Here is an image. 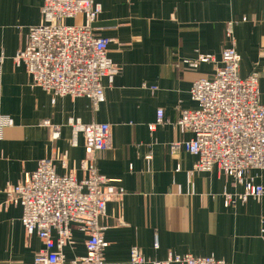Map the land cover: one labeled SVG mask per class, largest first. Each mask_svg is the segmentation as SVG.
Here are the masks:
<instances>
[{"label":"crops","instance_id":"1","mask_svg":"<svg viewBox=\"0 0 264 264\" xmlns=\"http://www.w3.org/2000/svg\"><path fill=\"white\" fill-rule=\"evenodd\" d=\"M97 1L102 13L96 25L113 40L109 56L119 72L113 84L105 82V100L95 106L86 97L53 102L50 93L32 85L13 58L25 47L29 26L40 22L42 0H0V55L6 57L0 68V114L13 119L0 144V264H34L44 248L39 236L26 233L22 208L8 200L7 189L25 181L45 157L55 159L61 174L85 175L84 139L80 135L72 144L69 118L111 125L110 145L94 161L99 173L125 192L108 203L100 221L106 226L105 264H129L133 247L150 260L176 253L264 264V196L237 199L244 188L233 177L217 169L193 172L195 156L170 150L171 144L192 138L176 124L179 111L197 107L191 85L212 77L216 67L210 62L193 69L182 61L199 54L220 60L229 46L228 23L239 73H258L264 102V0ZM160 109L165 120L150 130ZM46 121L61 127L58 139H52ZM251 173L264 186V171ZM227 194L234 199L229 204ZM87 239L73 228L60 264L84 256Z\"/></svg>","mask_w":264,"mask_h":264},{"label":"built area","instance_id":"2","mask_svg":"<svg viewBox=\"0 0 264 264\" xmlns=\"http://www.w3.org/2000/svg\"><path fill=\"white\" fill-rule=\"evenodd\" d=\"M102 13L97 0H42L41 19L29 26L25 47L14 56L17 66H23L32 80L52 96L86 97L95 106L104 102L107 81L113 84L119 66L109 56L112 39L101 35L96 25ZM80 19L68 24L67 20ZM226 37L229 46L221 59L212 54H199L182 63L197 69L200 64H216L212 77L196 79L190 88L194 109H180L177 125L190 131L191 139L170 145L172 154L181 149L196 157L193 172L217 169L233 177L243 186L239 199H260L264 186L256 183L253 170L264 171V102L261 99L259 76L247 77L239 73L240 56L232 23H228ZM6 60L0 55V68ZM163 110L157 111L154 130L163 123ZM13 119L0 114V144L4 124ZM51 126L54 139L60 137V126ZM72 144L82 135L87 156L81 166L82 178L72 172L57 171L53 157L40 160L37 168L23 182L7 189L8 200L22 208L21 222L27 234H36L44 248L36 255L34 264H60L62 249L69 242L73 228L88 235L86 254L71 264H105L106 226L100 221L107 215L108 203L124 195V189L99 173L94 156L107 149L111 141V125L85 123L69 118ZM62 164L66 160L62 159ZM56 233V237L53 233ZM158 242H155V248ZM230 264L214 256L169 253L164 260H150L138 247L130 252L129 264Z\"/></svg>","mask_w":264,"mask_h":264},{"label":"rangeland","instance_id":"3","mask_svg":"<svg viewBox=\"0 0 264 264\" xmlns=\"http://www.w3.org/2000/svg\"><path fill=\"white\" fill-rule=\"evenodd\" d=\"M68 24H71V23H80V19H75L74 21L73 20H67L66 21ZM5 126L3 127V140H4V133H5V129L6 128H8V127H11V126H13V122H12V124H4ZM53 133H54V131H52V133H51V137H52V139L53 140H56V139H54V137H53ZM2 140V141H3ZM1 141V142H2ZM45 158H50V157H45ZM44 159V158H43ZM42 160V159H41ZM83 161V160H82ZM39 162H40V160L38 161V164H39ZM82 163V162H81ZM32 173V172H31ZM74 174V173H73ZM76 175V174H75ZM77 176V175H76ZM28 177H29V175H28ZM240 195V194H239ZM239 195H237V199H239ZM227 196V204H229L230 202H232V201H234V199H232V198H230L229 197V194H227L226 195ZM242 200V199H241ZM157 239V238H156ZM157 242H158V240H157ZM158 247H159V244H158ZM157 247V248H158ZM173 254H176V253H173ZM181 255H183V254H181ZM192 255V254H191ZM129 259H130V257H129ZM226 261V260H225ZM228 262V261H227ZM229 263V262H228Z\"/></svg>","mask_w":264,"mask_h":264}]
</instances>
